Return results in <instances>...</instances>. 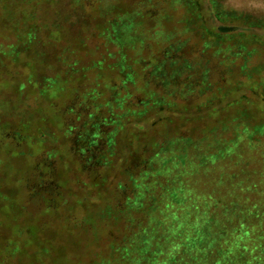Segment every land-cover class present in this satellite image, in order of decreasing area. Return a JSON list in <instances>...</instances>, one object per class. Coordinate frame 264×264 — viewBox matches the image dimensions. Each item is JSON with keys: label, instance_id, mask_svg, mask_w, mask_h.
<instances>
[{"label": "rangeland", "instance_id": "rangeland-1", "mask_svg": "<svg viewBox=\"0 0 264 264\" xmlns=\"http://www.w3.org/2000/svg\"><path fill=\"white\" fill-rule=\"evenodd\" d=\"M6 2L19 25L37 15L46 46L30 53L0 12L1 264L105 263L130 224L69 223L131 194L119 183L155 154L187 193L264 190V135L236 127L252 106L264 117V0ZM50 176L68 194L56 209L34 195L55 197Z\"/></svg>", "mask_w": 264, "mask_h": 264}, {"label": "trees", "instance_id": "trees-1", "mask_svg": "<svg viewBox=\"0 0 264 264\" xmlns=\"http://www.w3.org/2000/svg\"><path fill=\"white\" fill-rule=\"evenodd\" d=\"M6 3V0H0V12L17 32H21L19 39L22 38V44L33 55L45 57L38 52V48L46 46L40 35L46 27L35 14L26 17L27 23L19 25V18L9 13L11 10L7 9ZM127 81L132 82L129 76ZM56 83L55 78L47 77L39 87L48 89ZM252 109L243 110L244 113L240 115L243 117L236 119V127L244 132L253 126V131L259 132V136L264 135V117L260 110ZM251 116L257 121L249 125V121L253 120ZM227 149L225 147L224 151ZM163 157L155 154L147 158L145 161L150 168L144 174L132 176V172H128V179L125 183H119L118 188L131 194L123 193L105 209L71 219L70 225L84 231L92 228L94 221L106 225L120 224V221L125 222L126 226L130 224L132 230L129 228L131 232L128 234L127 231L119 234L111 230L112 255L103 264H264V190L227 193L228 196L223 193H187L191 189L185 184L172 182L170 178L156 174L157 171L153 172L155 165L159 167L162 164ZM45 180L54 189L55 197L48 201V191L44 185H39L42 188L34 195L45 204L48 202V205L55 206L54 209L59 208L68 198L67 193H62L64 185L55 176ZM164 197L170 202H159ZM173 204H176V208ZM148 209L158 210L151 215L154 218L152 225L143 222L151 214ZM135 213L142 215L138 221L133 216ZM38 253L49 255L51 251L47 246H42Z\"/></svg>", "mask_w": 264, "mask_h": 264}]
</instances>
